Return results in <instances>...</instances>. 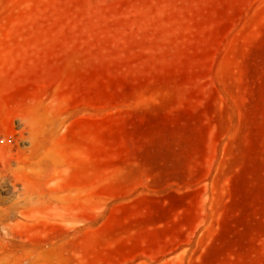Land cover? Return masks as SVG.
Masks as SVG:
<instances>
[{
    "label": "rangeland",
    "instance_id": "374dc122",
    "mask_svg": "<svg viewBox=\"0 0 264 264\" xmlns=\"http://www.w3.org/2000/svg\"><path fill=\"white\" fill-rule=\"evenodd\" d=\"M0 264H264V0H0Z\"/></svg>",
    "mask_w": 264,
    "mask_h": 264
},
{
    "label": "bare ground",
    "instance_id": "6f19581e",
    "mask_svg": "<svg viewBox=\"0 0 264 264\" xmlns=\"http://www.w3.org/2000/svg\"><path fill=\"white\" fill-rule=\"evenodd\" d=\"M37 206L38 203H14L11 207L0 212V226L9 229L7 221L12 215L18 214L28 218L29 214L36 210Z\"/></svg>",
    "mask_w": 264,
    "mask_h": 264
}]
</instances>
